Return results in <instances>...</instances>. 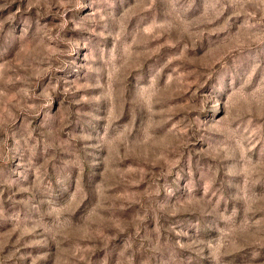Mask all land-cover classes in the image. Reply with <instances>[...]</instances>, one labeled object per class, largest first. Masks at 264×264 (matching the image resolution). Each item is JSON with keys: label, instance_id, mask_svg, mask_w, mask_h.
Instances as JSON below:
<instances>
[{"label": "rangeland", "instance_id": "rangeland-1", "mask_svg": "<svg viewBox=\"0 0 264 264\" xmlns=\"http://www.w3.org/2000/svg\"><path fill=\"white\" fill-rule=\"evenodd\" d=\"M0 264H264V0H0Z\"/></svg>", "mask_w": 264, "mask_h": 264}]
</instances>
